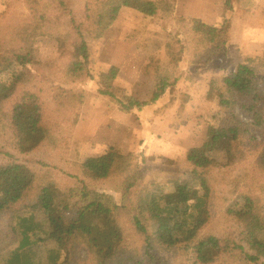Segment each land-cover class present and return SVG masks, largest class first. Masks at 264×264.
Listing matches in <instances>:
<instances>
[{
  "label": "trees",
  "instance_id": "trees-1",
  "mask_svg": "<svg viewBox=\"0 0 264 264\" xmlns=\"http://www.w3.org/2000/svg\"><path fill=\"white\" fill-rule=\"evenodd\" d=\"M1 1L0 17L6 7L22 1L29 18L6 37L0 35V258L6 264H44V252L45 264H172L177 251H189L192 264H264V74L256 72L264 69V53L208 80L204 100L213 108L196 119L203 138L186 153L190 170L183 179L146 184L143 151L106 147L79 157V176L60 187L48 173L35 172L3 151L27 156L44 146L61 147L66 138L61 132L68 123L75 126L87 94L77 87L81 84L94 83L101 97L138 119L154 105L160 106L156 114L164 111L188 75L183 66L189 75L200 76L227 52L233 13L244 9L243 0H224L211 25L176 18L163 47L166 63L150 58L145 66L154 82L147 101L115 84L116 67L95 74L91 45L103 38L122 9L166 20L176 0H85L82 8L75 0ZM248 2L250 11L254 0ZM53 60L62 69L50 95L57 113L71 114L64 127L46 123L41 97L25 90L33 69L45 70ZM163 158L169 165V158ZM113 179H119L118 185L107 189L105 183ZM214 192L242 229L239 235L203 232ZM81 249L85 254L77 261Z\"/></svg>",
  "mask_w": 264,
  "mask_h": 264
},
{
  "label": "rangeland",
  "instance_id": "rangeland-1",
  "mask_svg": "<svg viewBox=\"0 0 264 264\" xmlns=\"http://www.w3.org/2000/svg\"><path fill=\"white\" fill-rule=\"evenodd\" d=\"M248 1L243 0L241 3L244 9L233 13L231 40L227 52L215 58L212 64L205 66L200 71V76L189 75V68L183 66L182 69H185L188 75L180 80L181 83L179 81L177 93L173 96L171 105L164 111L156 114L154 111L159 105H154L140 115L142 119H138L134 115L121 113L108 99L101 97L94 83L81 84L77 87L86 89L87 94L75 126L71 128L68 123L65 125V132H61V139L66 137L61 147L50 150L44 146L27 156L19 155L10 148L3 151L11 153L19 162L26 163L35 172L48 173L60 187H66L72 183L74 176H79V157L93 155L106 147H116L125 152L143 151L148 157L143 167L146 184L153 181L162 182L171 177L185 178L190 170L185 161L186 153L190 148L200 145L203 138V126L198 124L196 119L213 108L204 100L208 80L233 70L246 58L261 57L264 53V0H254V8L250 11H247ZM3 3L0 0V7ZM75 3L82 8L85 0H75ZM223 4L224 0H176L172 17L166 20L145 17L133 10L122 9L103 38L91 45L95 74L102 67L114 66L118 69L116 85L126 88L140 101L149 100L154 82L145 75V66L150 58L162 65L166 63L163 47L173 33L176 18H198L211 25ZM235 6L239 5L235 3ZM28 18L27 6L22 1L13 2L0 17L1 37H6L9 31ZM61 69V62L56 60L49 62L45 70L34 68L33 81L25 90L41 97L45 105L46 123L56 122L64 127V119L71 114L66 110L57 113L50 95V87L56 85L54 80L59 76ZM256 72L262 76L264 69L257 67ZM183 96L188 100H183ZM234 112L240 114L237 109ZM157 157L162 158V161L165 159L163 157H168L166 162L169 165L159 158L157 160ZM253 163L254 157L251 156L249 165L252 166ZM118 182L119 179L109 180L105 187L110 189L117 186ZM262 203L264 204V197ZM209 212L210 221L204 228V233L216 237L228 232L240 234L242 229L226 214L218 192L212 194ZM135 241L132 240L136 246ZM84 254L85 250L81 249L76 260H82ZM160 254L159 256L166 260L165 253L160 251ZM41 260L46 263L44 252L41 254ZM171 262L192 264V255L189 251L186 255L177 251ZM0 264H6L5 260L0 258Z\"/></svg>",
  "mask_w": 264,
  "mask_h": 264
}]
</instances>
